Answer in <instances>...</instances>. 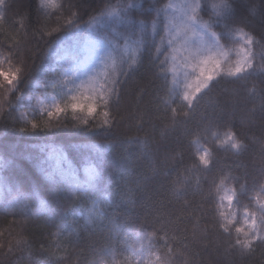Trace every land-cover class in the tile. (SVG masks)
Returning a JSON list of instances; mask_svg holds the SVG:
<instances>
[{
	"label": "snow or ice",
	"instance_id": "1",
	"mask_svg": "<svg viewBox=\"0 0 264 264\" xmlns=\"http://www.w3.org/2000/svg\"><path fill=\"white\" fill-rule=\"evenodd\" d=\"M120 0L110 2L88 21L82 22L79 6L71 0H37V10L45 20L55 17L57 24L49 29L42 25L41 37H48L47 51L62 49L72 40V49L58 56L53 72L51 91L40 96L25 95L22 90L25 67L20 58L22 37L19 30L5 29L7 0H0V90L4 100L16 94L15 103L0 102V114L19 111L20 133L36 136L44 133L43 142L28 145L39 153L35 157L40 174L54 191L46 194L39 188L23 191L22 184L9 182L0 174V195L11 199L0 211L20 212L25 219H45L57 233L74 231L73 221L83 220V227L109 225L113 238H119L122 249L110 248L91 264H173V247L165 228L151 232L125 231L108 209L115 206L111 190V173L107 157L110 145L96 142L58 143L55 132L69 127L91 135H103L114 127V109L121 101L123 85L144 65L145 59L163 81L157 93L158 110L170 123L161 128V136L178 124L186 126L201 100L221 83L247 85L259 79L264 84V34L257 37L247 28L248 17L259 16L264 23V0ZM136 10L143 19L131 18ZM207 17V19H205ZM62 21V22H61ZM23 23L20 28H23ZM47 63V62H46ZM33 91L41 86L38 80L26 85ZM250 95H260L264 110V88L253 83ZM30 109L24 111V109ZM189 144L193 160L169 177L172 192L185 196L189 190L204 195L211 204V227L223 238L229 249L250 255L264 246V182L240 183L230 171L213 173L217 151L239 155L246 147L230 127L208 122L190 132ZM147 151L146 140L138 141ZM80 158L74 162L72 154ZM28 159H33L29 156ZM11 160L0 159V173L12 166ZM208 182L207 193L204 182ZM55 190L66 191L73 199L87 203L69 213L60 207ZM15 192V195H13ZM131 190L122 194L129 203ZM28 201H32L29 204ZM185 200V205H188ZM195 212H200L198 205ZM179 218V217H178ZM200 216L195 219L199 223ZM17 244L26 243L22 238ZM2 246V245H0ZM166 249V252H162ZM11 251V249H9ZM119 252V254H118Z\"/></svg>",
	"mask_w": 264,
	"mask_h": 264
},
{
	"label": "trees",
	"instance_id": "2",
	"mask_svg": "<svg viewBox=\"0 0 264 264\" xmlns=\"http://www.w3.org/2000/svg\"><path fill=\"white\" fill-rule=\"evenodd\" d=\"M71 2L79 6L82 22H86L93 15H98L110 0ZM112 2L119 3L120 0ZM7 3L10 6L6 9L5 29L9 33L19 30L22 37L20 58L24 62L25 73L21 87L26 96L34 97L32 104L35 106V97L40 96L42 89L51 91L53 86L59 87L58 82L54 84L59 71L53 72L48 67V64L55 67L59 49L49 53V38L40 35L42 25L51 29L56 26L57 20L55 17L45 20L40 16L37 0H7ZM137 3L147 7L145 0H137ZM131 18L144 17L136 10H131ZM21 23L23 28H20ZM247 28L257 37L264 34V23L259 16H249ZM4 39L5 35L0 33V41ZM72 43V40H68L65 45ZM154 71L146 58L139 71L123 85L120 104L114 109V127L110 132L91 135L71 127L61 128L55 132L56 141L65 145L87 142L110 145L111 153L107 159L114 194L111 198L115 200V206L108 209L109 214L125 226L126 232H151L165 228L169 236L175 237L171 241L173 264H264V246L258 247L250 255H241L229 249L223 238L211 227V204L205 200L204 195L189 190L185 196L177 197L166 176V173L175 175L174 170L182 169L192 162L193 149L189 144V133L212 122L221 128H232L246 147L239 155L217 151L213 173L208 180H211L212 175L225 170L237 177L240 183L246 182L249 186L264 182L262 98L260 95H250L247 90L253 83L258 90L264 88V84L259 79L249 81L247 85L219 84L201 100L188 118L186 126L178 124L162 137L161 128L170 122L157 108V93L161 92L163 81L156 78ZM33 80H38L41 86L35 91L26 87ZM15 96L14 93L4 100L0 90V102L5 105L8 101L15 103ZM18 116V110L9 112L7 108L0 114V159L13 162L12 166L6 167L0 174L9 182L21 183L25 192L30 188H39L51 194L54 190L47 186L36 167L35 157L39 153L28 147L42 143L45 134L30 136L20 133L22 125ZM142 140L148 143L147 151L138 142ZM29 156L33 159H28ZM70 158L80 163L75 153ZM208 186V182H204L205 194ZM128 190H131L134 203L122 198V194ZM55 191L60 207L64 210L71 213L74 207H81L78 198L73 199L66 191ZM0 199L7 203L11 196L4 192ZM185 200L189 202L187 206ZM28 203L34 206L32 201ZM198 205L203 215L194 211ZM198 215L199 223L195 219ZM68 221L73 223L75 230L54 235L57 229L43 218L25 219L20 212L0 211V264H91L118 243L107 224L85 228L82 219L77 217L73 221L71 214ZM62 236L65 238L60 242ZM21 238L26 243L17 244L16 241Z\"/></svg>",
	"mask_w": 264,
	"mask_h": 264
},
{
	"label": "rangeland",
	"instance_id": "3",
	"mask_svg": "<svg viewBox=\"0 0 264 264\" xmlns=\"http://www.w3.org/2000/svg\"><path fill=\"white\" fill-rule=\"evenodd\" d=\"M174 2L180 3V2H182V0H174ZM72 44H66L64 46V48L59 49V51L57 52L56 59H57L58 56H63L65 54V49H67L70 52L71 49H72ZM35 104H36V101H35ZM78 199H79V202H80V206H84L87 203L86 200H83V199H80V198H78ZM82 222H83V220H82ZM91 227H102V225H96V226H91ZM64 238H65V236H62L61 239H60V242H62ZM117 241H118V243L113 245L111 248L122 249L123 248V244L119 241V238H117ZM61 244H63V243H61ZM118 254H119V252H118Z\"/></svg>",
	"mask_w": 264,
	"mask_h": 264
}]
</instances>
